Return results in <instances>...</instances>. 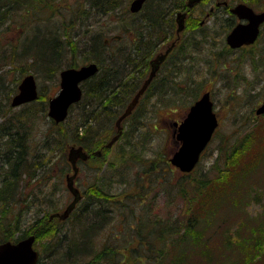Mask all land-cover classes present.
Here are the masks:
<instances>
[{"label":"trees","instance_id":"trees-1","mask_svg":"<svg viewBox=\"0 0 264 264\" xmlns=\"http://www.w3.org/2000/svg\"><path fill=\"white\" fill-rule=\"evenodd\" d=\"M148 1L140 15L134 16L129 13V0H0V35L8 32L15 35L5 38H10L4 46L8 54L6 51L0 54V61L9 60L3 65L11 66L5 71L0 64V94L8 99L5 109L0 106V244L17 242L33 234L40 253L37 264H190L188 240L196 237L203 222L213 217L221 198L234 184L230 161L211 179L207 172L201 173L200 178L192 175L196 168L192 173L176 176L174 170L162 167V163L154 166L150 158L139 169L141 158L138 162L135 159L138 148L130 143L125 148H115L112 160L103 170L108 151L100 157L92 155L93 149L111 139L115 121L149 72V57L161 44L176 39L175 13L185 10L187 0H154L155 5L147 9ZM207 1L201 4L206 5ZM253 1L248 4L258 8ZM221 10V15H217L219 19L225 16L222 26L228 34L236 21L227 9ZM208 14L205 10L203 16ZM130 16L134 18L131 22ZM187 19L191 26L195 24L191 29L194 34L185 38V29L169 62L177 53L193 60L194 54L210 45L194 38L195 34H209V29L204 27L206 24L200 26L199 22H192L191 17ZM108 25L111 31L118 28L121 34L106 38L104 27ZM78 29L84 30L85 38L77 41L74 37ZM1 41L0 37V51L4 49ZM88 62H94L99 71L82 85L80 109L84 101H89L90 110H85V116L71 127L69 115L75 108L71 107L65 122L56 125L52 121L58 130L45 139L46 143L39 150L38 145L33 147L32 118L40 110L35 108L36 103L22 105L15 112L10 108V96L16 93V83L30 70L38 75L56 73L58 77L63 67L77 68ZM167 64L162 66L161 73ZM170 68L173 69L167 70L166 81L160 85L157 84L161 73L156 74L146 94H151L157 85L162 93L170 90L174 94L187 93L186 97L190 94L187 102L192 101L191 105L198 98L201 85L195 87L190 80L175 79L181 75L178 64ZM11 70L20 77H9ZM189 71L185 74L189 75ZM10 84L13 87L8 90ZM177 103L179 101L173 102ZM124 133L120 141L126 140ZM57 140L60 153H56L58 159L52 161L53 156L46 158L40 151ZM71 145H81L92 155L81 166L85 165L95 181L82 191L81 201L67 220L49 219L51 214L58 213L53 203V195L60 190L58 174L61 178L70 174L71 166L66 158ZM240 146L234 148V151L239 148L236 158L242 154L244 146ZM219 150L223 152L222 147ZM55 165L58 174H55ZM250 165L244 168L248 169L247 173L257 166L254 162ZM115 182L126 186L112 193L110 185ZM31 184L35 188L30 189ZM155 187L164 191L171 201L182 202L179 213L160 215L153 211L149 197ZM37 188L39 198L36 199L33 190ZM29 213L31 221L22 228Z\"/></svg>","mask_w":264,"mask_h":264},{"label":"rangeland","instance_id":"rangeland-1","mask_svg":"<svg viewBox=\"0 0 264 264\" xmlns=\"http://www.w3.org/2000/svg\"><path fill=\"white\" fill-rule=\"evenodd\" d=\"M226 1H228L230 7L242 3L238 2L241 0ZM215 3L216 0H209L206 5H198L192 14L197 16L200 9L208 11V8L214 7ZM243 3L249 5L248 3L251 4V0H243ZM252 3L258 6V8H254L249 5L252 9L257 12L264 11V5H261L264 0H254ZM194 15H192L193 18ZM190 17V15H187V18L190 19ZM185 23L187 29L185 28L184 34L187 38V36L194 34L191 29L194 28L195 24L191 26L188 19ZM222 24L224 26L218 16H215L214 19L209 18L206 21V26H204L209 29V34L207 36L195 34L194 38L207 41L210 45L194 54L193 60L190 56L183 57L178 53L174 55L172 61L166 62V64L169 63L165 70L162 73L160 72L157 85H160L162 81H166L167 70L173 69L170 66L178 64V66H181V75L175 79L180 78L181 80H187V82L190 80L195 87L201 85L198 98L203 92L211 91L220 126L204 152L200 163L195 167L197 171L193 172L192 175L200 178L201 173L207 172L208 178L215 179L218 169L226 168L227 166L224 163L230 161V176L231 181L234 182L221 198L219 207L214 211L213 217L208 219L206 223L203 222L196 237L188 240L190 264H264V114H256L257 107L264 103V25L255 45L234 51L233 49L230 50L225 43L226 32H224ZM110 28L109 25L104 27L106 38L109 39V36L121 34H119L118 28L114 31H111ZM8 35L15 37L10 32L0 35L3 48L7 46V41L10 39L5 40ZM76 38L80 40L85 38L84 30H76L74 39ZM3 51H6L5 48L1 49L0 54H4ZM214 51H216V54L213 53ZM5 53L8 54V51ZM8 62V59L5 63L0 61L5 71L11 69V66L3 65ZM189 69V75L185 74L186 70ZM28 74L34 75L39 95L44 96L43 99H40L38 95L39 98L33 101V103H36L35 108L38 112L40 110V113L32 118L34 128L32 127L31 143L34 146L31 145L33 147L38 145L39 150L46 143L45 139L58 130V128L55 129L52 120L47 116V103L50 98L56 96L60 89L58 84L59 75L58 77L55 76L56 73L38 75L33 70H30ZM8 75L14 78L20 77L13 70ZM23 77L16 83V93H18V85ZM6 85L7 83H5ZM165 85L167 88L168 83ZM9 86L10 89L8 88V90H11L13 86L11 84ZM156 86L151 90V94L145 96L141 102L142 104L134 110L127 123L123 122L122 126L126 140L124 138L119 141L114 148L116 150L119 147L120 149L125 148L129 143L135 145L138 148L135 154L137 156L135 158L136 162L139 161L138 158H141L138 163L139 169L143 168L150 158L152 160L150 163L154 166L159 167L162 163V167L174 170L177 176L180 174L178 169L169 165L170 156L178 149L173 123L180 122L186 116L192 101L187 102L190 94L186 97L187 93L182 92L181 95L178 91L174 94L169 89L167 93H162L159 90L160 86ZM16 93L10 96L9 104H11ZM177 94H179V98ZM167 100L179 101V103L173 104L172 101L168 103ZM7 101L6 96L0 94L1 108H6ZM21 107L10 108L15 112L20 110ZM79 109L74 108V113L69 115V126L74 127L76 121L80 119L81 115L75 113ZM1 122L2 120H0V124ZM60 130L62 131V129ZM59 144L60 142L57 140L51 143L48 148H42L40 152L44 153L46 158L49 155L53 156L52 161H56L58 159L56 153H60L57 151L60 147ZM238 144L239 147H241L240 144L244 146L242 149L243 155L241 154L236 158L239 148L235 151L234 148ZM220 147L223 148V152L219 150ZM68 150L67 153H69ZM114 153L108 156L107 163L103 165L102 170L112 160ZM221 155L222 158H219ZM253 162L258 167L255 166L251 172L247 173L248 169L244 168H249ZM56 164L58 165V163ZM57 165L54 166L55 170L53 169L55 174H58V171H56L58 169ZM233 172L235 173L232 175ZM58 177L60 179V190L53 197V203L56 205L58 212H61L71 200V195L66 189L65 174L62 175L63 178L59 174ZM115 178L117 179V177ZM94 181V175L88 172L85 165L81 166L75 182L77 187L83 191L89 185L88 183L93 184ZM125 186H122V183L115 182L113 186L110 185L111 192L117 191L116 193H118ZM33 188L35 186L31 184L30 189ZM157 188L155 187L151 191L149 197L151 198L153 211L160 215L179 213L182 209V202L178 199L174 202L171 201L164 191ZM29 190L26 192H29ZM33 191H35L36 197L38 188ZM29 214L26 221L23 222L22 228L25 227L27 221H31L32 215Z\"/></svg>","mask_w":264,"mask_h":264},{"label":"water","instance_id":"water-1","mask_svg":"<svg viewBox=\"0 0 264 264\" xmlns=\"http://www.w3.org/2000/svg\"><path fill=\"white\" fill-rule=\"evenodd\" d=\"M201 0H188V8H192ZM130 10L138 12L144 0H132L130 2ZM230 13L237 17L242 23L237 24L232 28L226 36V43L232 48H240L243 45H252L259 36V28L264 23V12L257 13L246 4H237L230 9ZM186 13H178L176 18L177 34L181 33L185 28L184 20ZM180 35V34H179ZM174 43L167 48L165 53L158 54L155 59L150 62V74L145 79L144 84L138 89L133 99L128 103L121 116L116 122L118 133L113 136V139L107 144V147L113 145L118 140L121 132L120 123L124 118L128 117L138 104V100L145 93V89L153 81L159 66L166 59V55L172 50ZM97 66L95 63H90L86 66H81L77 69L66 68L60 72V90L55 97L48 102L47 116L51 118L55 124L64 122L68 118V112L71 105L78 103L82 97L81 84L88 78L97 74ZM38 98V89L33 74L26 75L22 78L18 85V93L15 94L11 101L12 107H18L25 103H31ZM213 103L210 100V93L205 92L201 97L190 106L189 113L180 122L176 124L177 141L180 142V147L172 154L169 162L179 169L180 172L190 173L200 159V154L203 152L207 143L211 140L213 132L218 125L216 115L212 111ZM264 113V103L257 108L256 114ZM100 155V152L96 153ZM87 153L82 149V146L69 148L67 161L71 163L73 174H70L65 179V185L70 195L71 202L68 203L61 213H54L50 218H58L66 220L72 211L76 208L77 203L81 199L79 189L74 184L77 176V161L86 160ZM35 236L18 240L17 242L6 241L0 244V264H37L40 254L34 247Z\"/></svg>","mask_w":264,"mask_h":264},{"label":"flooded vegetation","instance_id":"flooded-vegetation-1","mask_svg":"<svg viewBox=\"0 0 264 264\" xmlns=\"http://www.w3.org/2000/svg\"><path fill=\"white\" fill-rule=\"evenodd\" d=\"M223 7V8H222ZM221 9H227L228 10V13L230 14V6H229V3H228V1H226V0H216V3H215V6L213 7V6H211L210 8H208V11H209V14L208 15H206L205 17H204V19L201 21V22H199L200 23V26H204L205 24H206V20H208L209 18H215V16H218L217 14L218 13H220L219 12V10H221ZM221 11H223V10H221ZM132 14V13H131ZM140 15V13H138V14H135V16H139ZM231 15V14H230ZM234 19L236 20V18L234 17ZM237 23V22H236ZM177 27V26H176ZM175 34H176V32H175ZM178 41H180L179 39H177V37H176V39H174V40H172V41H167V42H165V43H163V44H161L160 45V47L157 49V51H155L154 53H152L153 55H151L149 58V63H148V69H149V72H148V74L150 73V71H151V69H150V61L151 60H153V59H155V56L157 55V54H160V53H165V51L167 50V48L171 45V43L172 42H174L175 44H174V47H173V49L166 55V59L164 60V62L163 63H161L160 64V66H159V70L157 71V73H159L160 71H161V68H162V66L166 63V61L168 60V58H169V56L172 54V52H173V50L176 48V44H177V42ZM242 48H244V46L242 47ZM156 73V74H157ZM147 74V75H148ZM145 79H146V77L142 80V82H141V84L139 85V88H137V90L138 89H140V87L144 84V81H145ZM154 79V78H153ZM154 81V80H153ZM153 81L148 85V87L146 88V90H145V94L139 99V101H138V105L140 104V102L145 98V96L147 95L146 93V91H147V89L152 85V83H153ZM136 90V91H137ZM83 93V92H82ZM82 99H83V97H82ZM81 99V100H82ZM82 102L80 101V102H78L77 104H75L74 105V107L75 108H77V110H78V108H80V104H81ZM213 104H214V101H213ZM137 105V106H138ZM214 111H215V109H214ZM216 114H218L217 112H216ZM218 116V115H217ZM218 120H219V118H218ZM114 127H116L115 126V123H114ZM117 133V128L115 129V131H114V134L113 135H115ZM123 134V131H122V133H121V135ZM121 135H120V137H121ZM111 138H113V136L111 137ZM93 153V152H92ZM81 194H82V192H81Z\"/></svg>","mask_w":264,"mask_h":264},{"label":"bare ground","instance_id":"bare-ground-1","mask_svg":"<svg viewBox=\"0 0 264 264\" xmlns=\"http://www.w3.org/2000/svg\"><path fill=\"white\" fill-rule=\"evenodd\" d=\"M146 1L147 0H144V3H143V5H142V7H141V9L138 11V12H132L131 10H130V8H129V13H132L134 16H135V14H138V13H141V11H143V7H144V5H145V3H146ZM187 2H188V0L186 1V7H185V10L184 11H181V10H177L176 11V13H175V17H176V15L178 14V13H182V12H186L187 10H188V12L190 13V15L192 14V12H194L193 10L198 6V5H200V4H197L196 6H194V7H192V8H188V6H187ZM202 2H204V0H202ZM155 2H154V0H150V1H148V3H147V9L148 8H152L155 4H154ZM157 9H158V7H157ZM204 11V12H203ZM219 12H220V14H221V10H219ZM204 13H205V9H200V12H199V14H197V16L196 15H194V14H192V15H194V18H193V16L191 15V21L192 22H195V23H197L198 24V21L199 22H201L203 19H204V17L205 16H203L204 15ZM131 17V16H130ZM207 17V16H206ZM132 19H134L133 17H131L130 18V22L132 21ZM221 19V18H220ZM223 19V21L225 20V16L222 18ZM222 19H221V21H222ZM146 22V21H145ZM174 23H175V20H174ZM144 36L146 35V33H144L143 34ZM76 40L78 41V40H80V39H77L76 38ZM235 51V50H234ZM90 63H94V62H88L87 64H85V65H78L77 66V68H79V67H81V66H86V65H88V64H90ZM97 66V65H96ZM98 67V66H97ZM66 68H73V67H67V66H65V68L63 69V70H65ZM77 68H74V69H77ZM62 71V70H61ZM60 71V72H61ZM97 71H98V68H97ZM60 72H59V81H60ZM99 72V71H98ZM89 101H84V106L81 108V109H79V111H77V112H75V113H78V114H80L81 116H85V110H90V108H91V105H89ZM74 113V112H73ZM77 114V115H78ZM80 117V116H79ZM81 120V119H80ZM79 120V121H80ZM111 141V139H109L108 141H106L105 143H103L102 144V146L99 148H97V149H93V153H97V152H100L101 154L99 155V157L103 154V152L104 151H108L107 152V155L109 156L111 153H114V147H115V145L120 141V139H118L115 143H113V145H111L110 147H107V144L109 143ZM108 156H107V158H108ZM55 195L56 194H54L53 196L55 197ZM52 215V214H51ZM50 218V217H49ZM62 221H65V220H62Z\"/></svg>","mask_w":264,"mask_h":264}]
</instances>
